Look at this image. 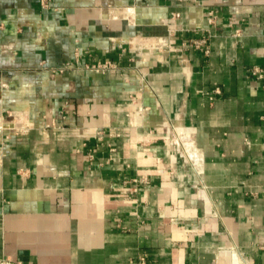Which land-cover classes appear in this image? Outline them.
Masks as SVG:
<instances>
[{
  "label": "crops",
  "instance_id": "crops-1",
  "mask_svg": "<svg viewBox=\"0 0 264 264\" xmlns=\"http://www.w3.org/2000/svg\"><path fill=\"white\" fill-rule=\"evenodd\" d=\"M0 257L264 264V0H0Z\"/></svg>",
  "mask_w": 264,
  "mask_h": 264
},
{
  "label": "built area",
  "instance_id": "built-area-1",
  "mask_svg": "<svg viewBox=\"0 0 264 264\" xmlns=\"http://www.w3.org/2000/svg\"><path fill=\"white\" fill-rule=\"evenodd\" d=\"M193 45L196 47H205V39L204 37L200 38V39H194L192 41ZM206 50V49H205ZM207 51V50H206ZM111 66V64L109 62H104V63H100L98 62L96 65H93L92 68L96 69V70H101V71H105L107 70L109 67ZM255 71H257L259 73V71H261V69H259L258 67L254 68ZM213 93H219L220 92V88L219 87H214V89L212 90ZM141 262H143V258L141 259ZM0 264H21L20 262L17 261H12L10 259H6L3 257H0Z\"/></svg>",
  "mask_w": 264,
  "mask_h": 264
}]
</instances>
